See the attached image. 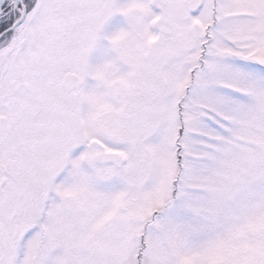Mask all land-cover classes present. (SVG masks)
Here are the masks:
<instances>
[{
    "label": "snow or ice",
    "instance_id": "obj_1",
    "mask_svg": "<svg viewBox=\"0 0 264 264\" xmlns=\"http://www.w3.org/2000/svg\"><path fill=\"white\" fill-rule=\"evenodd\" d=\"M0 264H264V0H0Z\"/></svg>",
    "mask_w": 264,
    "mask_h": 264
}]
</instances>
